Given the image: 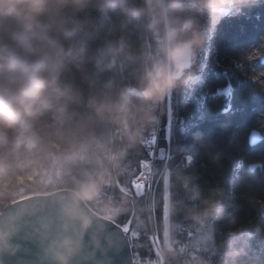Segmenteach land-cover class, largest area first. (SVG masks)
Masks as SVG:
<instances>
[{"label": "clouds", "instance_id": "9594fccd", "mask_svg": "<svg viewBox=\"0 0 264 264\" xmlns=\"http://www.w3.org/2000/svg\"><path fill=\"white\" fill-rule=\"evenodd\" d=\"M258 2L0 0V259L32 251L28 242L32 258L17 264H113L126 241L114 226L130 204L119 178L158 127L159 106L198 80L221 20ZM221 156L209 160L223 171ZM164 171V264H239L253 235L264 238L250 221L214 239L215 221L236 223L223 177L204 189L195 170ZM181 222L194 240L178 243Z\"/></svg>", "mask_w": 264, "mask_h": 264}, {"label": "trees", "instance_id": "16d2710c", "mask_svg": "<svg viewBox=\"0 0 264 264\" xmlns=\"http://www.w3.org/2000/svg\"><path fill=\"white\" fill-rule=\"evenodd\" d=\"M90 15L97 13L92 11ZM255 50L264 51V0L221 20L208 46L199 55L203 67L197 74L198 80L171 94L170 144H167L165 130L167 101L159 106L160 145L169 146V156L165 158L167 161L158 159L154 164L152 195L149 187H145L143 196H137L133 188L141 169L140 162L149 157L144 145L141 154L132 159L128 173L119 178L122 187L135 196L137 213L130 237L136 259L157 258L152 234L160 245L163 240L162 178L166 164L182 165L189 172L195 170L204 189L223 177L225 182L221 186L238 205L234 210L227 209L236 223L231 225L226 219L215 221L214 239L221 238L229 228L244 227L250 221L264 226V81L257 80L264 73V55L249 59ZM252 130L259 131L263 137L255 145L249 140ZM196 134L200 140L210 142L207 150L199 147L198 140L194 139ZM177 146L188 149V153L175 151ZM217 151L222 153L223 171L209 160V154ZM184 158L189 161L187 165L183 163ZM173 192L182 196L179 188ZM251 197H255L261 207L259 213ZM132 211L130 200L127 213L117 223H127ZM188 232L196 233L181 222L176 228L178 243L193 240ZM239 264H264V238L253 235L248 255L240 258Z\"/></svg>", "mask_w": 264, "mask_h": 264}, {"label": "water", "instance_id": "95a60500", "mask_svg": "<svg viewBox=\"0 0 264 264\" xmlns=\"http://www.w3.org/2000/svg\"><path fill=\"white\" fill-rule=\"evenodd\" d=\"M262 139H263V137L259 131H257V130L251 131L250 136H249V140H250L251 145H255V144L259 143ZM117 188L120 191L122 189H124L122 187V185L119 183V181L117 183ZM121 192L125 193L130 198V200L132 201V204H133V211H132V214H131L128 222H127V223H130V227L132 230L133 225H134V221H135V217H136V213H137L135 196L133 193H131L129 191H126V192L121 191ZM123 226L124 225H121L119 223H117L114 226L115 228L120 230L122 232V234H124L126 241H125L124 246L120 249V251L118 253L112 254L113 264H136L135 256H134L133 249H132L131 237H130L131 231L129 233H124L122 230ZM22 243L24 244L25 248H29L32 251L25 252L22 250L21 252L17 253V255H15V256L4 257V258L0 259V264H17V261L20 259H23V260L31 259L32 255H33V251H34L33 246L31 244H29L28 242H22Z\"/></svg>", "mask_w": 264, "mask_h": 264}, {"label": "snow or ice", "instance_id": "6c2138e0", "mask_svg": "<svg viewBox=\"0 0 264 264\" xmlns=\"http://www.w3.org/2000/svg\"><path fill=\"white\" fill-rule=\"evenodd\" d=\"M260 55H264V51L261 50H255L253 51V53L249 56V59L255 58L257 56ZM264 73L260 74V76L257 77V80L259 81H264ZM151 155V153H150ZM140 166L141 168H148L149 167V162L148 161H141L140 162ZM144 177V173L141 172V179H143ZM162 184H163V192H162V200H163V219H164V229H167L168 226V221H169V214H168V206H167V200H168V195H169V191H168V175L167 172L164 171L163 172V178H162ZM133 188L135 191V194L137 196H143L144 195V184H142L140 182V179L133 181ZM149 188H150V184H149ZM121 191H128V189H122ZM152 209H150L151 211ZM141 224H143V221H140ZM124 233H129L131 231V227H130V223H125L123 228H122ZM133 236H135V233H132ZM187 235L189 237H192L193 240L195 239L197 233H193V232H188ZM141 264H164V261L162 259V257L160 256V254H157V259L155 261L153 260H147V261H142Z\"/></svg>", "mask_w": 264, "mask_h": 264}, {"label": "bare ground", "instance_id": "6f19581e", "mask_svg": "<svg viewBox=\"0 0 264 264\" xmlns=\"http://www.w3.org/2000/svg\"><path fill=\"white\" fill-rule=\"evenodd\" d=\"M171 118V117H170ZM172 121V120H171ZM161 123V122H160ZM161 126L160 125H158V129H156V133H160L161 132V128H160ZM166 128H168V132H170V129H171V123H170V125L169 124H167V126H166ZM158 137H159V140H154L153 139V137H147L146 139H145V142H144V147H145V149L146 150H148V158L146 159V160H144V161H149V162H154V164H155V162L158 160V159H164V160H166L167 158H168V156H169V146H166V147H161V151L163 152H166V153H164V155H159L158 153H159V150H158V146L160 145V141H161V139H160V135H157ZM167 137H168V139H167V144H170V135L169 134H167ZM149 152L151 153V155H149ZM166 158V159H165ZM167 161V160H166ZM188 159H186V158H184L183 159V163L185 164V165H187L188 164ZM141 170H142V168H141ZM141 172V171H140ZM140 172H139V174H140ZM139 174L137 175V177L139 176ZM119 181V180H118ZM144 182H148L149 184H150V188H149V192H150V196L152 195L151 194V192H152V188H153V180H152V178H151V180H144ZM120 183V182H119ZM121 184V183H120Z\"/></svg>", "mask_w": 264, "mask_h": 264}, {"label": "rangeland", "instance_id": "374dc122", "mask_svg": "<svg viewBox=\"0 0 264 264\" xmlns=\"http://www.w3.org/2000/svg\"><path fill=\"white\" fill-rule=\"evenodd\" d=\"M170 97H171V95L169 96V97H167L166 98V101H167V103H166V107H167V118H168V120H167V124H169L170 125V123H171V118H169V109H170ZM159 121H161V119H159ZM158 125H160V123L158 124ZM165 130L167 131V134H169V132H168V128H165ZM147 135V134H146ZM149 135V134H148ZM147 135V136H148ZM156 135H160V133L158 134V133H155V131H154V134H152V135H149V136H152L153 137V139L154 140H159V137L158 136H156ZM170 135V134H169ZM147 136H146V138H147ZM166 138L168 139V137H167V135H166ZM161 145H159L158 146V150H159V155H164V153H166V152H162L161 151ZM149 155H150V152H149ZM145 168H143L142 170L140 169V171L142 172L143 170H144ZM141 172H140V174H141ZM139 174V175H140ZM152 177H153V173H152V175H151ZM142 184H144V189H143V191L145 190V187H149V183L148 182H142ZM154 239H155V237H153ZM158 246L159 245H157V247H156V252L158 251ZM157 254H158V252H157Z\"/></svg>", "mask_w": 264, "mask_h": 264}, {"label": "built area", "instance_id": "2783aa9c", "mask_svg": "<svg viewBox=\"0 0 264 264\" xmlns=\"http://www.w3.org/2000/svg\"><path fill=\"white\" fill-rule=\"evenodd\" d=\"M159 123H160V121H159ZM156 129H158L157 127L153 130V131H151V132H149L148 134L149 135H152V134H154V131H155V133H156ZM147 134V135H148ZM146 135V136H147ZM148 135V136H149ZM147 136V137H148ZM157 136V135H156ZM149 137H152V136H149ZM149 162V161H148ZM153 169H154V162H149V167L148 168H145L142 172L144 173V177H143V179H141V174L135 179V180H138V179H140V182L142 183V182H144V180H151V178H152V173H153ZM142 261H144V260H141V259H138V264H141V262ZM153 261H155V260H153Z\"/></svg>", "mask_w": 264, "mask_h": 264}]
</instances>
